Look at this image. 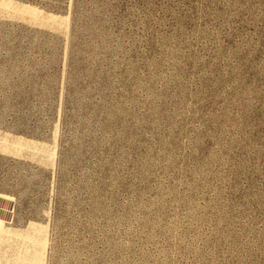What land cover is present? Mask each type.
<instances>
[{"label":"rangeland","instance_id":"1","mask_svg":"<svg viewBox=\"0 0 264 264\" xmlns=\"http://www.w3.org/2000/svg\"><path fill=\"white\" fill-rule=\"evenodd\" d=\"M0 264H264V0H0Z\"/></svg>","mask_w":264,"mask_h":264}]
</instances>
